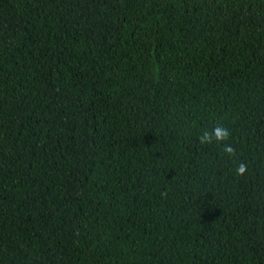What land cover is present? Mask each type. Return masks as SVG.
Masks as SVG:
<instances>
[{
  "label": "trees",
  "instance_id": "16d2710c",
  "mask_svg": "<svg viewBox=\"0 0 264 264\" xmlns=\"http://www.w3.org/2000/svg\"><path fill=\"white\" fill-rule=\"evenodd\" d=\"M0 264H264V0H0Z\"/></svg>",
  "mask_w": 264,
  "mask_h": 264
},
{
  "label": "clouds",
  "instance_id": "9594fccd",
  "mask_svg": "<svg viewBox=\"0 0 264 264\" xmlns=\"http://www.w3.org/2000/svg\"><path fill=\"white\" fill-rule=\"evenodd\" d=\"M215 135H216L217 139H226L227 138L226 130L221 129V128L215 129ZM200 139H201V143H205L206 140H207V137L204 136V137H201ZM238 171L240 173H242L243 172V168L238 169Z\"/></svg>",
  "mask_w": 264,
  "mask_h": 264
}]
</instances>
